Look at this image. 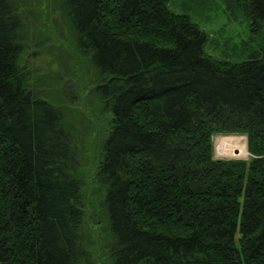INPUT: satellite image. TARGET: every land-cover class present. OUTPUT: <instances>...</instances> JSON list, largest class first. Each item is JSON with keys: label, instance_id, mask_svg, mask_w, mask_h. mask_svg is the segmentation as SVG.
<instances>
[{"label": "trees", "instance_id": "16d2710c", "mask_svg": "<svg viewBox=\"0 0 264 264\" xmlns=\"http://www.w3.org/2000/svg\"><path fill=\"white\" fill-rule=\"evenodd\" d=\"M171 1H62L111 114L109 264H264V0H237L260 46L241 61L207 53ZM25 30L0 0V264H93L78 134L30 81ZM218 134L246 135L250 159L216 158Z\"/></svg>", "mask_w": 264, "mask_h": 264}, {"label": "rangeland", "instance_id": "374dc122", "mask_svg": "<svg viewBox=\"0 0 264 264\" xmlns=\"http://www.w3.org/2000/svg\"><path fill=\"white\" fill-rule=\"evenodd\" d=\"M62 1L16 0L26 22L22 62L41 96L61 106L68 123L76 129L85 205L84 229L93 264H109L110 239L100 207L102 189L96 173L111 114L95 96L99 75L77 48ZM169 7L177 13L189 14L199 24L207 33L205 51L217 58L241 61L260 47L259 40L253 38L251 21L242 13L237 0H172ZM245 45L252 50L249 52ZM218 135L213 136L216 158L250 159L249 151L240 156L218 155L215 149Z\"/></svg>", "mask_w": 264, "mask_h": 264}, {"label": "bare ground", "instance_id": "6f19581e", "mask_svg": "<svg viewBox=\"0 0 264 264\" xmlns=\"http://www.w3.org/2000/svg\"><path fill=\"white\" fill-rule=\"evenodd\" d=\"M215 149L221 156L248 154L247 139L241 135H218L215 139Z\"/></svg>", "mask_w": 264, "mask_h": 264}]
</instances>
